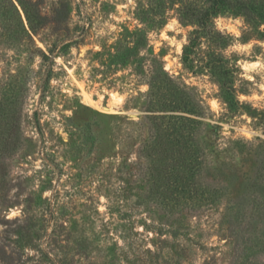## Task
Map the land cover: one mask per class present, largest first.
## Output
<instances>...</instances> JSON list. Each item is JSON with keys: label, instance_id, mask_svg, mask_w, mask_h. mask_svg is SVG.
Masks as SVG:
<instances>
[{"label": "rangeland", "instance_id": "1", "mask_svg": "<svg viewBox=\"0 0 264 264\" xmlns=\"http://www.w3.org/2000/svg\"><path fill=\"white\" fill-rule=\"evenodd\" d=\"M0 264H264V0H0Z\"/></svg>", "mask_w": 264, "mask_h": 264}, {"label": "trees", "instance_id": "2", "mask_svg": "<svg viewBox=\"0 0 264 264\" xmlns=\"http://www.w3.org/2000/svg\"><path fill=\"white\" fill-rule=\"evenodd\" d=\"M40 51V50H39Z\"/></svg>", "mask_w": 264, "mask_h": 264}]
</instances>
